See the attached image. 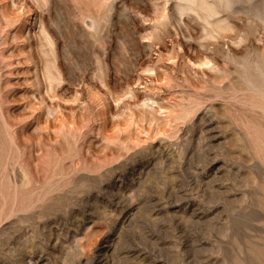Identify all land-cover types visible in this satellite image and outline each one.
<instances>
[{
  "label": "rangeland",
  "instance_id": "1",
  "mask_svg": "<svg viewBox=\"0 0 264 264\" xmlns=\"http://www.w3.org/2000/svg\"><path fill=\"white\" fill-rule=\"evenodd\" d=\"M188 3L0 0V264H264V0Z\"/></svg>",
  "mask_w": 264,
  "mask_h": 264
},
{
  "label": "bare ground",
  "instance_id": "2",
  "mask_svg": "<svg viewBox=\"0 0 264 264\" xmlns=\"http://www.w3.org/2000/svg\"><path fill=\"white\" fill-rule=\"evenodd\" d=\"M185 2H192V3H199L200 7L203 8L201 9L206 16H208L209 19L211 18H217L218 19V23L216 25L219 26H222V21L220 22V19L218 18V6L217 5H220L227 8V9H231V7H233V3L235 2V0H213V3L211 2V0H183ZM255 2V1H254ZM258 2V1H257ZM188 3V4H189ZM247 3V2H246ZM195 5V4H194ZM192 6V5H191ZM262 8V7H261ZM263 10V9H262ZM203 13V14H204ZM206 18V17H205ZM216 19V20H217ZM208 20V19H207ZM212 20V19H211ZM210 20V21H211ZM215 20V19H214ZM264 20V18H263ZM225 24V23H224ZM260 26V25H259ZM213 27V26H212ZM259 29V28H258ZM214 30V29H213ZM253 33V32H252ZM255 33V32H254ZM224 38V37H223ZM225 39V38H224ZM249 63V62H248ZM247 67V66H246ZM249 73V72H248ZM257 74L259 75V77L261 78V81H262V86H264V65L263 63L262 64H258L257 66ZM232 75V74H231ZM247 79V78H246ZM260 81V82H261Z\"/></svg>",
  "mask_w": 264,
  "mask_h": 264
}]
</instances>
